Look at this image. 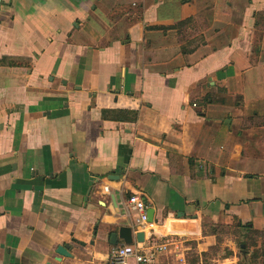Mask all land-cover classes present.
I'll return each instance as SVG.
<instances>
[{
    "label": "crops",
    "instance_id": "1",
    "mask_svg": "<svg viewBox=\"0 0 264 264\" xmlns=\"http://www.w3.org/2000/svg\"><path fill=\"white\" fill-rule=\"evenodd\" d=\"M256 16L264 0H0V264H111L121 225L181 236L165 264H264Z\"/></svg>",
    "mask_w": 264,
    "mask_h": 264
},
{
    "label": "built area",
    "instance_id": "2",
    "mask_svg": "<svg viewBox=\"0 0 264 264\" xmlns=\"http://www.w3.org/2000/svg\"><path fill=\"white\" fill-rule=\"evenodd\" d=\"M129 210L136 212V223L147 222V209L144 198L138 193L131 194L127 199ZM184 240L179 235L166 238H152L148 242H133L131 244L112 245L110 251V261L113 264H128L132 260L134 264H165L158 259L159 254L171 249H176L182 245Z\"/></svg>",
    "mask_w": 264,
    "mask_h": 264
},
{
    "label": "water",
    "instance_id": "3",
    "mask_svg": "<svg viewBox=\"0 0 264 264\" xmlns=\"http://www.w3.org/2000/svg\"><path fill=\"white\" fill-rule=\"evenodd\" d=\"M117 206V204H116ZM153 214L154 210L153 208L147 209V222L153 221ZM135 240L137 242H143L144 241V233L141 231H135L133 232L132 227L130 225H121L117 228V231L111 232L109 235V243L111 245H117L119 241H122L124 244H131ZM244 247L243 245L241 246ZM71 246L67 243L60 244L56 247L55 253L57 255V260H60L62 256L65 257H72L71 253ZM242 254H244V250H241Z\"/></svg>",
    "mask_w": 264,
    "mask_h": 264
},
{
    "label": "trees",
    "instance_id": "4",
    "mask_svg": "<svg viewBox=\"0 0 264 264\" xmlns=\"http://www.w3.org/2000/svg\"><path fill=\"white\" fill-rule=\"evenodd\" d=\"M260 24V19L258 18V16H256V20H255V25H259ZM109 113H112V116L109 115ZM102 116H104L105 118H110V117H115V118H128L130 120H135L137 118V112L134 111H128V110H114V111H107V110H103L102 111ZM250 176V175H249ZM241 224L238 223V226H240ZM245 226H250V224H247ZM244 243V241H242ZM111 262V261H110ZM112 264V263H111Z\"/></svg>",
    "mask_w": 264,
    "mask_h": 264
},
{
    "label": "rangeland",
    "instance_id": "5",
    "mask_svg": "<svg viewBox=\"0 0 264 264\" xmlns=\"http://www.w3.org/2000/svg\"><path fill=\"white\" fill-rule=\"evenodd\" d=\"M260 23H261V25H262V27H264V18H262V19H260ZM195 26V25H194ZM191 27V29H190V31H189V33L191 34V33H193V35L195 34V32H197V30H199L198 29V27L197 26H195V27ZM254 48H255V46H254ZM134 214V213H133ZM258 253H259V250H256L255 252H254V255H256V256H258ZM251 259V258H250ZM248 262V261H247ZM239 264H246L242 259H241V261L239 262Z\"/></svg>",
    "mask_w": 264,
    "mask_h": 264
}]
</instances>
